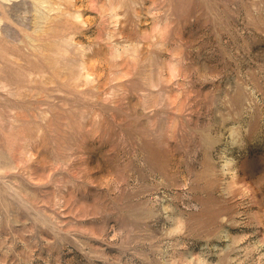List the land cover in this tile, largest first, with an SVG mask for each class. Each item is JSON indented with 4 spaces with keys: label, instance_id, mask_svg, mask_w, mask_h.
Masks as SVG:
<instances>
[{
    "label": "rangeland",
    "instance_id": "obj_1",
    "mask_svg": "<svg viewBox=\"0 0 264 264\" xmlns=\"http://www.w3.org/2000/svg\"><path fill=\"white\" fill-rule=\"evenodd\" d=\"M0 264H264V0H0Z\"/></svg>",
    "mask_w": 264,
    "mask_h": 264
},
{
    "label": "bare ground",
    "instance_id": "obj_2",
    "mask_svg": "<svg viewBox=\"0 0 264 264\" xmlns=\"http://www.w3.org/2000/svg\"><path fill=\"white\" fill-rule=\"evenodd\" d=\"M224 167L226 168L227 171H230L231 170V161L226 160L224 163ZM231 177H234V174H231Z\"/></svg>",
    "mask_w": 264,
    "mask_h": 264
}]
</instances>
